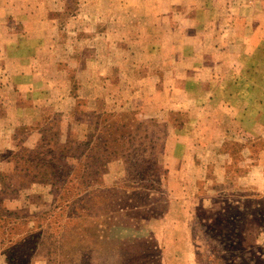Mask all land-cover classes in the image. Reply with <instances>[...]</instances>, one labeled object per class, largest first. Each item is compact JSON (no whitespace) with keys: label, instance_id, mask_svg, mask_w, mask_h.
Masks as SVG:
<instances>
[{"label":"rangeland","instance_id":"rangeland-1","mask_svg":"<svg viewBox=\"0 0 264 264\" xmlns=\"http://www.w3.org/2000/svg\"><path fill=\"white\" fill-rule=\"evenodd\" d=\"M258 1L0 0L6 264H264Z\"/></svg>","mask_w":264,"mask_h":264},{"label":"crops","instance_id":"crops-1","mask_svg":"<svg viewBox=\"0 0 264 264\" xmlns=\"http://www.w3.org/2000/svg\"><path fill=\"white\" fill-rule=\"evenodd\" d=\"M241 16L242 15H240L239 13V17L236 20L237 21L245 20L247 23H250L252 26H253L252 23H254L255 19L261 18L260 27H262L264 24V1H258V3L254 5V8L252 12L250 13L249 17L247 16L241 17ZM245 30L246 32L240 38L243 39L245 42H247L250 40L249 35L251 34H249V29L247 28V26ZM6 262H8L7 256L2 250V240H0V264H6ZM29 264H45V263L41 258H36L35 260L31 261Z\"/></svg>","mask_w":264,"mask_h":264},{"label":"trees","instance_id":"trees-1","mask_svg":"<svg viewBox=\"0 0 264 264\" xmlns=\"http://www.w3.org/2000/svg\"><path fill=\"white\" fill-rule=\"evenodd\" d=\"M44 164L47 167L52 166V165H46V162ZM155 164L159 166V160ZM55 235H57V234H55L52 231L51 232H47V233H43V232L34 233L33 232V233L28 234L24 238V244H27L28 245V249L31 250V249L35 248L34 245L38 244V242H41L40 238H42V237H45V238H53V237H55ZM52 243L54 244V242H52ZM26 264H28V263H26Z\"/></svg>","mask_w":264,"mask_h":264}]
</instances>
